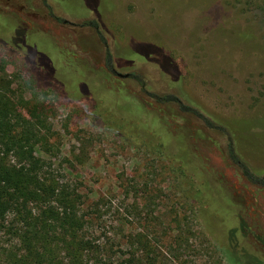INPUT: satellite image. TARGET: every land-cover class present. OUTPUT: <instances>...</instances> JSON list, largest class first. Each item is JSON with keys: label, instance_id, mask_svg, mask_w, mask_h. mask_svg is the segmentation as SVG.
I'll use <instances>...</instances> for the list:
<instances>
[{"label": "rangeland", "instance_id": "1", "mask_svg": "<svg viewBox=\"0 0 264 264\" xmlns=\"http://www.w3.org/2000/svg\"><path fill=\"white\" fill-rule=\"evenodd\" d=\"M186 1L0 0V15L10 18H0V69H4L2 77L11 81L6 95L14 103H23V107L15 106L26 117L35 102L43 106L46 128L40 131L43 136L34 148L35 155L58 184L68 182L77 188L83 199L81 212L94 240L123 245L120 253H127V239L140 237L171 264H258L249 252L237 254L235 236L217 239L210 234L200 199L186 190L176 163L107 123L78 94L79 77L70 76V85L59 72L63 89L47 84L49 75L39 76L6 43L9 30L16 29L14 21L20 27L43 30L60 50L72 57H86L105 70L103 43L95 30L80 25L95 20L111 51L112 68L139 77L137 82L111 75L110 84L125 89L172 125L181 120L199 130V136L190 134L194 136L190 143L200 157L205 184L219 185L228 197L215 200L222 224L217 231L240 218L249 228L240 235V242L264 259V186L248 181L226 156V145L233 141L250 171L264 178V0ZM185 5L190 8L181 18L176 12ZM215 8L226 31L218 37L212 33L214 28H207ZM235 29L242 34L232 36ZM26 42L25 48L53 58L46 38L34 34ZM157 47L170 58L173 68L165 57L156 56L168 73L153 56L139 54L157 52ZM154 93L177 95L222 131L206 128L172 104L156 103L150 96ZM180 137L178 148L187 150L186 139ZM229 202L238 208L233 220H229ZM210 212L209 208L206 216ZM13 228L0 232V264H11L19 257Z\"/></svg>", "mask_w": 264, "mask_h": 264}, {"label": "trees", "instance_id": "2", "mask_svg": "<svg viewBox=\"0 0 264 264\" xmlns=\"http://www.w3.org/2000/svg\"><path fill=\"white\" fill-rule=\"evenodd\" d=\"M97 1L100 3V0ZM90 8L95 10L94 6ZM189 8L188 5H185L176 14L183 18L185 17L183 11ZM209 16L211 23L207 25V28H214L212 33H215L216 36L226 34L223 26L219 24L221 13L218 8H215ZM2 17L8 16L0 15V18ZM58 20L61 21V19ZM12 23L16 29L9 30L11 36L6 40V43L20 53L22 60L29 68L38 72V75L44 79V75H49L45 79L47 84L60 88H62V81L57 76L59 72L62 74L61 76L70 80V85L72 83L70 76L79 77L78 94L86 98L92 108L107 123L125 130L133 138L140 140L161 156L176 163V172L183 179L186 190L196 193L200 199L204 221L210 234L217 239L235 236L238 255H245L249 252L251 255H248L253 261L264 264L260 252L252 249L250 245L243 246L240 242L243 232L249 230L240 218H237L238 221L234 225L232 221L226 230L217 231V227L222 224L216 216L219 215V212L215 200H218V196L222 199H228V197L226 191L219 185L215 184L211 187L205 184L206 178L201 169L200 157L190 143V139L194 137L190 134L194 132L196 136H199V130L191 129L181 120L172 125L165 116L147 109L142 102L136 100L125 89H116L110 84L111 75L130 78L137 82H139V77L133 73L121 74L112 68L111 51L108 49L95 20L84 21L80 25L95 30V34L103 43L105 70L95 67L86 57H72L60 50L43 30L20 27L14 21ZM34 34L46 38L50 43L49 56L53 58L47 59V56L38 55L34 49L25 48L28 37ZM240 34L242 33L237 29L231 30V35L234 37ZM244 36L245 34L242 37ZM156 51L153 53L139 52V54L153 56V60L157 64L156 56H163L172 67L169 56L163 54L158 47ZM159 67L168 73V70L163 66L159 65ZM3 74L4 69L1 68L0 232L9 230L8 227H14L13 233L16 234L20 245L19 257L12 259L11 264H171L163 253L157 251L155 247L151 246L150 241L143 240V238L131 235L125 243L128 248L127 253H120V248H123V245L107 241L97 242L89 235V232L91 234L93 232L89 231L90 223L81 212L83 199L76 191L77 188L70 186L68 182L58 184L54 176L45 169L43 161L35 155L34 148L39 138L43 136L40 131L42 128H46L43 106L35 102L33 108L28 111L27 117L20 111L17 112L15 105L18 103L21 107L24 105L19 100L14 103L6 95L11 81L2 77ZM178 79L179 77L176 75L172 80L176 82ZM27 86L33 90L34 95H37L35 88H32L31 85ZM150 96L158 104H172L181 113L194 116L206 128H216L222 131V128L207 119L196 107L183 103L177 95L154 93ZM175 136H179V139L176 140ZM180 136L186 139L187 150L178 148V142L181 141ZM226 156L248 181L264 186V178L260 179L250 171L237 154L233 141L229 140L226 145ZM204 192L206 195L203 194ZM211 204L215 205L216 210L213 211ZM228 207L230 210L229 220L231 218L233 220L238 208L231 202ZM209 208L211 209L210 215L206 216L205 212L209 211ZM222 216L224 217V215ZM114 247L116 248L113 249ZM253 253L257 255V258Z\"/></svg>", "mask_w": 264, "mask_h": 264}, {"label": "flooded vegetation", "instance_id": "3", "mask_svg": "<svg viewBox=\"0 0 264 264\" xmlns=\"http://www.w3.org/2000/svg\"><path fill=\"white\" fill-rule=\"evenodd\" d=\"M60 22H61V23H63V24H65V23H66L64 20H61Z\"/></svg>", "mask_w": 264, "mask_h": 264}]
</instances>
